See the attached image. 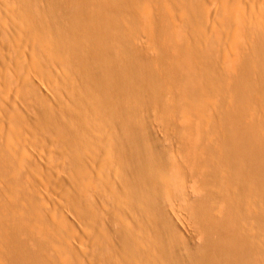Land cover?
<instances>
[{
  "label": "bare ground",
  "instance_id": "obj_1",
  "mask_svg": "<svg viewBox=\"0 0 264 264\" xmlns=\"http://www.w3.org/2000/svg\"><path fill=\"white\" fill-rule=\"evenodd\" d=\"M66 3L0 0V264H264V0H76L59 19L51 10ZM141 28L160 52L156 69L137 53ZM164 90L176 101L161 103ZM152 108L162 122L184 115L194 134L211 190L188 205L207 231L198 249L167 213L179 167L140 130ZM47 146L72 160L64 210L45 176L20 185ZM110 185L109 208L130 218L113 233L109 208L87 199ZM215 199L225 203L216 216Z\"/></svg>",
  "mask_w": 264,
  "mask_h": 264
},
{
  "label": "rangeland",
  "instance_id": "obj_2",
  "mask_svg": "<svg viewBox=\"0 0 264 264\" xmlns=\"http://www.w3.org/2000/svg\"><path fill=\"white\" fill-rule=\"evenodd\" d=\"M39 1L43 5H46V3H48L50 0H39ZM66 1L70 2V4L66 3V5H61V6L56 5L55 8H53V10H51L52 13L57 15L59 19L71 18L74 16V14H76L75 9L77 8V6H75L76 4H74V1H76V0H66ZM212 5L214 6L213 3H212ZM159 18H160V22H159L160 26H158V30L159 29L160 30L165 29L167 25L171 26V20L168 17H166L163 13H159ZM142 28H143V26H142ZM142 28L140 30H143ZM140 32L133 35V37L137 40L136 41L137 53L140 57H142V58L144 57L145 59L149 60L151 67L156 69L159 66L158 60H159V57L161 56L160 52L158 51L157 47L153 43V36L149 37L148 36L149 33H147L144 30L142 31V33H140ZM177 34L178 33L175 32L173 30V28H171L169 34L166 33L168 39L167 38H165V39H167L169 41V42H167V50H166L168 54H171V53L173 54V52H174L172 44H173L175 36ZM202 50L204 51V43H203ZM102 52H105L104 49H102V48H101V50L97 49V55H98V58H100V59L105 58V56L103 57ZM113 54H115V51L113 52ZM163 54H165V49H164ZM105 55H106V53H105ZM168 63H170L169 57H168ZM116 64H117V67H119V65H120L119 59L117 60ZM181 91H182L181 88L177 89L178 94L181 93ZM175 95H177V94H175ZM175 95L171 94L168 90H164L163 92L160 91V93H159L161 103H169L170 104V101H176V99L173 98ZM152 109L150 111L151 115L148 114V117H149V119H147L148 126H145V127L142 126V129H140L142 134H144L145 139L149 138L150 129H151L152 135L154 136V139L156 140L158 148L161 150H166V152H168L170 154V157H172L171 159L172 160L175 159L174 161H177L176 164L174 165V168H176V167L180 168L181 165L183 166L180 169L179 168L176 169V174H175L176 176L175 177L177 179L180 178L179 179L180 181L177 180L176 178L172 181L173 183L171 184V186H172V189L174 191H170L171 196H169L168 200H170L171 202L169 201L170 203H168V205L169 204L170 205L167 206V207L171 206L172 208L170 207V209H169L166 207L167 213L169 214L170 212H172L171 210L174 211L173 213H170L169 215L173 219L174 223L177 225V228H178L180 235H181V241H183V244H185L186 246L189 245L191 248L198 249L206 243L207 231L204 229L201 222H199L197 219L191 217L192 215L188 209V205L199 203V201L211 197V190L204 183V180H205L204 171L205 170L196 166V161H194V160H196V157H195L196 152H195V148H194L195 140H193V139H195L193 137L194 134L189 133V130H190L189 123L190 122H188V120H186L188 125H187V123H184V121H185V119L183 120L184 115L180 116V114L175 113L169 118V122H162V118H161L160 114L159 113L156 114V112H158L157 109L156 108H152ZM154 110H156V111H154ZM150 117L154 118V120H152ZM184 118L187 119L186 116ZM155 120L156 121L158 120L157 123ZM151 121L154 123L152 124ZM160 123L162 126L160 125ZM163 124H165V125H163ZM183 127L188 128L187 129L188 133H185L186 135L183 134L184 133L182 131ZM190 134H192L191 135L192 137L190 136ZM49 141L50 140H47L46 142L49 143ZM49 144L51 145L52 142ZM110 144H111L110 141H108L106 143V146L103 144L107 148L106 152H109L108 149L110 148L109 147ZM55 149L57 150L58 148H55ZM42 150H44L45 153L46 152L47 153L45 154L46 157L45 156L43 157L44 159L39 157V159L40 158L41 159L39 160V162H36L37 166L36 165L34 166L35 170H37L36 172H38L37 168H39V172L36 175L37 177L33 176L34 171H35V170H33V168L32 169L27 168L23 172V174L20 178V185L27 188V189L34 190L37 188L36 186H38L39 184L42 183V180H44L43 184L45 185V179L47 178L48 183L50 184L49 188L51 187L50 189H52V190H49L50 191L49 194H51L53 197L55 195L54 198H56V200H57L58 207H56V208H59L60 210H64V208L66 209L67 202L69 201L66 195H68V196L71 195L69 176H70V173L72 170V163H71L72 160H69L70 158L67 159L68 158L67 156L58 155L59 153L54 151L53 146L44 147ZM41 160L43 162H41ZM178 160L179 161L181 160L180 163H178ZM108 161H109V159L105 155L104 158L98 159L97 162L95 161L94 165L92 163V165H93V166H91V170L93 171L92 181L98 180L99 177L102 176V174L106 173L107 170L105 169V166L107 167ZM173 163H175V162H173ZM61 165H62V167H59ZM55 167H56V169H55ZM92 168H94L96 170H94ZM111 169H112L113 175H115L116 173H115L114 169L112 167H111ZM31 170L33 171V173L31 172ZM36 172H35V174H36ZM40 174H42L43 177ZM46 174H48V175L46 176ZM49 175H50V177L48 178ZM44 176L46 178H44ZM41 177H42V179H41ZM115 177H116V175L113 178V183H116ZM50 181H51V183H50ZM175 181L176 182L178 181L177 184ZM36 182H38L39 184ZM175 186H176L177 193L175 191ZM60 188L62 189L61 191H59ZM114 188H115L114 185H110L109 189L106 188L105 190L97 192V195H95L94 192H89L88 197L90 198V196H91L92 199H93V197H95V199H94L95 201L94 200L93 201L98 202L101 205V207L104 209L103 210V213H104L105 208L107 211L109 206L111 207L113 204L116 206V198H115V194H114ZM172 189H170V190H172ZM57 192H58V195L55 194ZM172 192H174V193H172ZM52 196H51V198H53ZM57 198L58 199L60 198L61 200L58 201ZM89 198H87V199L90 200V202H92L91 201L92 199L91 198L89 199ZM56 200H55V202H56ZM55 202H52V205L55 204ZM171 204H173V205H171ZM224 205H225V203H223L221 200L215 199L213 201L212 208L214 210V216H216V213H218L220 210H222ZM115 206H113V211L115 209L114 208ZM173 206H174V209H173ZM52 209H54V208H52ZM108 210H109L108 212H110L112 210V208L111 209L109 208ZM116 210L117 209H115L113 214H112L113 211H111L110 212L111 216L109 217V220L111 219L109 221V223H112L113 227L108 224V228L113 229V230H111L112 233L114 232V229H116L117 227L119 228L121 225L123 226V224L128 225L130 223L129 217L125 219V217L122 214L118 213L119 212L118 210H117L118 212ZM168 210H169V212H168ZM54 213H58L57 210H55ZM173 215H175V216H173Z\"/></svg>",
  "mask_w": 264,
  "mask_h": 264
}]
</instances>
